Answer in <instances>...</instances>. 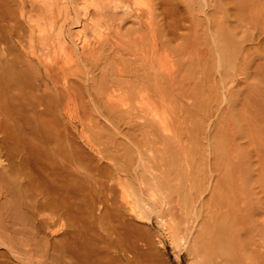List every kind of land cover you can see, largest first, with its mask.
I'll return each mask as SVG.
<instances>
[{
	"label": "bare ground",
	"instance_id": "obj_1",
	"mask_svg": "<svg viewBox=\"0 0 264 264\" xmlns=\"http://www.w3.org/2000/svg\"><path fill=\"white\" fill-rule=\"evenodd\" d=\"M127 1L129 2V0H79V2H78V0H31V2H32L31 4L34 8V9L32 8L33 10L32 9L31 10L34 11L33 12L34 14L31 13V14L26 16V18L28 17V24L30 26L29 49L31 50V52H29V53L33 55V54L38 53V50H40V55L37 58V64L43 66V68H44L43 72L40 71V74H36L37 71H35V70H37V69L34 68L36 66H33V64L31 63V61L28 57L29 53H27V55L23 59V62L25 63V65H22L24 63H22L21 60H19L21 62L20 64L22 65V67L17 66L18 59H19L18 56L20 55L19 54L16 57V53L18 52V50H17V48H18V46H17V39H18L17 35H19V33L23 31V29H21L22 31L19 30L21 28V27H19V22L21 20H19V17H18L19 16L18 12L20 13V11H18V10H20V9H18L17 3H19V6H21L20 3H22L23 4L22 7L24 9L25 0H19V2L17 0H0V264H156L157 263L154 259L155 254L153 253V252H155V250L152 249V247L154 248V246H152L154 242L152 241L153 243L150 244L149 242H151V241L147 240L148 241L147 242L145 240V239H148L150 236L148 238L144 239V237L148 236V233H144V234H146L144 236L141 235V234H143V233H141L142 232L141 230H143V232L144 231L146 232V227L143 226L145 230L142 229L143 227L141 225V221L145 218V216H148V219H149V215H148L149 213L145 211L147 209L146 207H148L149 204H152L153 208L154 207L158 208V206H159L157 203L158 202L157 201L158 196L162 197L164 195L166 199L167 198L170 199V197L172 195L171 192L170 193L166 192L167 190H168V192L170 191L169 188L166 187L167 190H164L166 193L163 191V188H165V187H163L164 185L162 183H164V182L168 183L167 181H164L166 179L162 180L163 182L161 183L160 181H161V179H163V177L161 176L162 178L159 180L160 177H158V175H152V174L150 177L146 178L147 176H145V172H144L145 170L143 172H139L138 168L140 166L138 165V166L134 167V166H132L133 164L132 165H126V166H124V168H120V169L118 168L117 165H115L117 167V169L115 168L116 170L114 172L111 171V170H114V165H113L112 166L113 169H109L108 170L109 172H107L108 174H106L103 170L107 171V168H109L110 166H108L106 169H103L106 166L104 164H103L104 166H102V165H100V163L97 164L98 161L95 162V164H97L95 166L93 163V161H95V158H93V156H91L90 153L84 151L85 149L84 150L82 149V146L80 144V139H79L78 125L70 124L73 122V120L71 122L66 121L67 123L70 122L69 123L70 125L69 124L65 125L64 123L62 124L61 121H59V119H58L59 117L56 118V116H55L57 113L54 115V113L58 112V109H60V111H62L61 114L63 115V117L66 114L69 115L70 113H72V115L74 114V116L76 115V117H79V118L81 116L85 117V114L87 113V109H86L87 107L84 104L85 101H83V97H82L83 95L79 94V91L81 90V88H78L77 87L78 85H75V83L77 82V81L75 82V79H76L77 75L80 74L79 73L80 72V65H82V63L81 64L79 63V57L81 55L83 57L86 56L85 53L91 54L92 60L98 61V60H100V57H101V55L99 56V54H97V53H99L97 51L99 46L96 48V50H94L91 43H89L90 41H88V37L85 33L84 34L80 33L81 34L80 37H79L80 34L78 35L79 41H80L78 45L71 46L70 41L72 39L69 41V43L67 42L68 41L67 40L68 34L65 31V24L67 22H70L73 19L72 18L73 14L76 17V20H74L75 22L72 23L73 25L74 24L75 25H80V24L83 25L82 17L83 16L87 17V19H88L87 20V22H88L87 27L94 30L95 36L96 35L98 36V38L100 40V45H101V42L104 40L103 34L107 30H109V31L106 34L111 35L112 27H114L113 22H114V19L116 17V15L111 16V15L107 14V11L109 9L118 8L120 4L121 5H124V3L127 4ZM132 1H133L134 6L137 5L138 7H140L139 10L137 9L138 7L136 8V10L138 11L137 13H139V14H137L135 16L136 20H137L135 24L139 27V29L138 28L136 29V33H135L134 37L133 36H132L133 38L130 37L128 41H125L122 39V37L120 35V30L117 29L116 34H117L118 41H116V43L118 44V47H119L118 50L119 51L122 50V52L125 51V53H126V51H127L129 54L131 53L130 55L133 56V58L130 61H132V60L133 61L130 62V64H132V65L134 64L135 66H134V68L131 66L128 67V65L126 64L127 62H124L127 59L125 57L121 56L122 58H124L126 60L123 59V61H122L121 57H120L119 63L116 64V62H115V65H116L115 68L117 71V76L120 77L121 79L115 77V79H112L111 82L110 81L106 82L105 80H108V79H106V77L105 78H104V76L100 77V78H102V81H100V82H102V84L100 83L99 87H98V85H97V87H98L99 91L103 90V92L98 93V95L102 96L104 98L103 101H104V104L106 107V108L104 107V111L107 109L106 110L107 113H105V114L112 116V117L116 116V118L117 117L122 118L119 120H122L123 123H124V121H125V123L127 121L126 124H128V120L135 122L134 118H136L138 116H141V117L143 116L144 119H146V115H148L153 109H157L158 107L160 108V106L170 109L172 111V116H173L172 121H171L172 126H173V134L171 137L165 138L162 141L164 143V148L168 147V149L170 148L169 150H171L172 147L174 149V146L177 147V145H178L180 147L182 135H183V132H185L184 128L182 131L181 122L177 116V114L183 115V112H182V114L179 113V112H181L179 110L183 111V109H182V107L180 108L177 106H176L177 107L176 108L174 106L175 105L174 103H176V101L179 99V97L176 98V96H177L175 94L176 87L180 86L179 84L182 83L183 81L185 82L186 81L185 79H187V76H186V74L182 75L184 73L181 74V70H183V68H182L183 66L179 69L180 72L179 71H177L176 73L173 72V74L171 72H170L171 74H168V73L164 74L159 70V67L161 64V59H162V52L161 51L164 50L161 47V44H160L161 42H159L160 41L159 40L160 39V37H159L160 36L159 31L160 30L159 29L161 26L159 27V25H157L158 21L156 20V18H154L155 15L153 16V18H151V17H146L145 16L146 14H144V12L146 13L147 10H150V9H148L150 6L149 5L150 2L148 3L146 0H132ZM163 1L165 2V0H163ZM218 1H220V0H218ZM221 1H223V0H221ZM232 1L233 0H227V2H229V4ZM235 1L237 2L238 5L239 4L241 5V7H240V5L237 6V4H236L237 8L240 7L241 9L244 8L245 10L249 9L251 11V12L249 11L250 13L248 12L249 14L247 13L248 16L244 15V14H243L244 15L243 16V15H241L243 13V12L241 13V11H244V9H242V10L240 9L241 11L240 10L238 11V9L235 6H233L234 8L237 9V10L236 9H234V10L238 11L237 14L240 16V18H242L241 16H243L244 17L243 19H246L245 17H247V19H248V17H249V19H252V20H247V19L246 20L248 21V23H251L250 21H254L251 24L253 26V28L255 27V24L258 23L259 29H260V30L258 29L259 36H261V37H262V35L264 36V3H263L264 0H262L263 2L261 1L262 3L259 0L258 1L257 0H235ZM235 1H233L231 4L234 5ZM254 1H257V3H259V4L257 5V4L253 3V5H252V2H254ZM224 2H225V0H224ZM224 2H223V4L221 2L219 4V6L217 3H215L216 4L215 6L216 7L218 6L217 7L218 10L214 8V12L215 11L218 12L219 9H221L220 11H223L222 5L225 4ZM167 3H168V1H167ZM210 3L211 2H209V4ZM209 4H208V7H209ZM212 4H213V2H212ZM226 4H228V3H226ZM242 5H243V7H242ZM136 10L134 11L135 14H136ZM170 11H171V9H170ZM35 12L37 14H35ZM148 12L151 13L150 11H148ZM92 13L98 14L99 18L98 19L91 18ZM24 15H25L24 13H21V17ZM151 15H152V13H151ZM167 15H169V14H167ZM173 15H174V13H173ZM118 16L119 15H117V17ZM75 17H74V19H75ZM209 17L215 18L213 15H211ZM217 17L215 18L216 20L214 19V21H217V19H219ZM169 18H170V16H169ZM206 18H204V21ZM220 21L217 22L218 23V25L216 24L217 26H220ZM236 21H239V20L236 19ZM175 23H176V20H175ZM193 23H195V22H193ZM207 23H208V21H207ZM211 23H212V21H211ZM214 24H212V25H214ZM169 25H170V23H169ZM248 25H247V27H248ZM170 26H172V24ZM169 28L170 27H168V29ZM214 28H213V32H214ZM250 28L253 29L252 27H250ZM68 29H70V28H68ZM193 29H191V30H193ZM126 30H128V29H126ZM24 31H23V36L26 35V32H27V31H25V32ZM134 31H135V29L133 30V32ZM169 31H171V30H169ZM221 31H222V29H221ZM223 31L225 32V30H223ZM133 32H131V33H133ZM216 32H220V31L218 30ZM256 32H257V29H256ZM228 33L229 32H227L226 34H228ZM249 33H252V32H249ZM226 34H225V36L227 37ZM229 34H228V37H230V39H231L232 37ZM255 34L253 35V36H255V38H252V36H249L250 41H248V43L249 42L253 43V41H255V39L257 40V37H259L258 32H257V37ZM70 36L72 37V34L69 35V37ZM218 36L219 35L216 34L217 38H222V36L221 37H218ZM262 38L264 39V37H262ZM20 40H21V38H20ZM233 40H234V38H233ZM221 41H222V39H221ZM230 41H232V39ZM230 41H228V42H230ZM228 42H226V43H228ZM234 42L235 41L230 42V44L234 43ZM218 43H220V45H221L222 42H218ZM236 43H237V41H236ZM260 44H258V45H260ZM262 44H264V43H262ZM228 45H229V43H228ZM239 45H241V44L239 43ZM103 47H105V46H103ZM236 47H237V44L235 46V49H236ZM78 48L81 50L80 55H78V52H80V51H78ZM254 48H256V47H254ZM263 48H264V46H263ZM231 49H233V48H231ZM257 49H259V48H257ZM219 50H220V48H219ZM221 50H222V48H221ZM236 51L238 52L239 50L236 49L235 52ZM222 52H223V56H225L224 53H227V52H224V50ZM246 52H248V50ZM262 52H264V49L262 50ZM262 52L260 51L261 54H262ZM205 53H206V51H205ZM239 53H240V51H239ZM244 53H243V55L245 57ZM237 54H236V56L239 55V54L238 55ZM233 55H235V53ZM243 55L241 57H243ZM262 55H264V53ZM199 56H200V54H199ZM227 56H228V54H227ZM236 56H234V57H236ZM260 56L261 55L258 56V59ZM88 57H90V56H88ZM91 57H90V59H91ZM210 57L211 56L209 53V58ZM249 57L247 56L246 58H249ZM206 58H208V57L206 56ZM224 58H226V61L228 62V64H226V65L231 66L232 62L228 61V60H230V59H228L229 56H228V58L226 56ZM243 58L241 59V61L243 60ZM203 59H202V62H203ZM235 59H237V57ZM258 59L255 58L254 62L259 61L261 59V57L259 60ZM86 60L88 61L87 58H86ZM86 60L82 59L83 62ZM113 60L115 61V59H113ZM252 60H247L248 61L247 64L249 63V61L251 63ZM261 60L264 61V59H261ZM241 61H240V63H241ZM204 62H206V60ZM212 62H213V60H212ZM208 63H209V61H208ZM240 63H238V66L241 65ZM257 63L260 64L259 62H256V65H254L255 67L258 66L257 68H259V67L261 69L264 68L263 62H262L263 65L261 64L262 67L260 65H258ZM20 64H19V66H21ZM204 64L202 63V68H203L202 70L203 71H204V68H206V66L203 67ZM247 64H245L244 68H243V69H246V71L245 70L243 71V69H241L242 66L239 67L243 73H245V72H246L245 74H247L248 72L250 74L254 73L255 75H257V77L253 76V78H255V79L257 78V80H259V77H262V76L264 77V75H262V76L260 75L258 77V71L259 70L257 71V68H256L255 72L252 71L255 68L254 66H253L254 68H252V70H251V68L249 69L253 73L250 72L247 67L245 68V66L249 65V64L248 65ZM205 65H208V64H205ZM251 65H253V64H251ZM251 65H250V67H251ZM177 66L179 67V65H177ZM231 67H229V68H231ZM229 68H227L228 71L232 70V71H230V73L231 72L234 73L233 69H229ZM233 68H234V66H233ZM186 69H187V67H186ZM185 70H184V72H185ZM260 71L261 72H259V74H261L262 71L264 73L263 69ZM111 72L113 73V71H111ZM187 72H188V70H187ZM256 72H257V74H256ZM224 73H226V72H224ZM232 73L230 75L235 76ZM82 74H81V78L83 79ZM188 74H189V72H188ZM222 74L223 73L220 74L221 79H222ZM226 74H228L226 76L227 78L229 76L228 79H232V77L229 75V72ZM245 74H243L244 78H241V80L243 79L244 82L240 81L239 83L243 82L241 84L246 83V85L248 84L247 86H250L251 83L249 84V81L245 82V80H244L246 77H249V75H246V77H245ZM243 75L241 74V76H243ZM184 76H186V78ZM224 76H225V74H224ZM237 76H239V75L237 74ZM226 77L225 78L223 77V78L227 79ZM33 78H35V79H33ZM78 78H80V76ZM92 78H94V77H92ZM188 78H189V76H188ZM251 78H252V76H251ZM95 79H96V77H95ZM117 79H119V80H117ZM255 79H254V81H255ZM247 80H251V79L248 78V79H246V81ZM32 81H33V83H35V85L32 83ZM81 81L83 82V80H81ZM84 81H87V79ZM188 81H189V79H187V82ZM227 81L228 80H224V82H223L224 86H225V84H227ZM79 82L80 81H78L77 83H79ZM108 83H111V85H108ZM217 83H219V81ZM254 84H256L255 87H257V88H258V85H260L259 89L261 91L263 90V88H264L263 84H260L259 82H258V84L257 83H254ZM81 85H82V83H81ZM246 85H244V86L246 87L245 89L248 90L247 92H250L249 89H252V90L254 89L253 88L254 86H252L253 84L251 85L250 88H247ZM42 86L43 87L45 86V91L43 89L44 92L40 91ZM84 86H85V84H84ZM217 86H220V85L216 84V87ZM139 87L141 89H140V91H137ZM260 87L261 88L263 87V88L261 89ZM78 89H80V90H78ZM186 89L189 90L188 87ZM234 89H236V88H234ZM252 90H251V92H252ZM257 90L258 89H256V91ZM260 90H259V92L257 91L259 94L253 90L252 93L253 94L257 93L259 95V97H256V95H255V97L253 96V98H254L253 99L251 96V98L253 99L254 102L251 101V103L249 104V102H250V100H249L248 104H244L245 108H244V106L243 107L241 106V103H243V101L241 103H239L240 108L242 107L241 110L244 108L242 111H244L248 107H251V108H248L249 111L252 110L254 112L256 110V108L258 107V104H257L258 101L256 103H255V101L260 100L259 101V104H260L262 101V98L264 99V90L262 91V93ZM177 91L179 92V90H177ZM230 92H232V91H230ZM184 93L187 94V92H184ZM227 93L229 94V92H227ZM113 94H114V96L118 97L120 99V101L126 103L128 108L122 109V108H119L118 106L117 107L113 106L112 100H111L113 98L112 97ZM228 94H226V98H227ZM248 94H250V93H247V95ZM260 94L263 97L260 96ZM230 95L233 97V93L232 94L230 93ZM230 95L228 96L229 98L231 97ZM245 96H243V98H245L244 101H245V103H247L248 100L246 101V99H249L250 96L248 95L247 98ZM232 97H231V99H233ZM103 98H101V99H103ZM82 101H83V103H82ZM134 101H138L139 103H141V105L143 106V109H145L143 111L139 110L140 114L136 113L138 111V110H136L137 108L135 109L136 112L133 109L132 103ZM252 103L253 104L255 103V105H253ZM183 105H185V104H183ZM249 105H251V106H249ZM261 105H263V106H261ZM261 105L260 106L264 108V103ZM59 106L62 107V109L57 108ZM134 107H135V105H134ZM213 107H215V106H213ZM259 107L257 108L259 111L257 110L254 112L256 119H255L254 115H253L254 119L250 117L251 119H253V121L252 120L250 121L251 123L245 122V121L248 122L250 120V118H248V117L251 116L250 115V114H252L251 112L245 110L247 112L246 114H245V112H243V114H242L241 111H239V113L241 112L242 115H244V114L247 115V117H245L247 120H245L243 118L244 119L243 124L246 123L249 126L248 128L247 127L245 128V126H247V125L243 126L244 129H242V130L246 129L244 131L246 137H244V135L242 134L243 135L242 139L247 138L248 144H250L251 146L253 144L254 148H256L255 146H257L258 149L261 151V152L259 150L256 151L257 153L259 152L258 156L256 154L258 160L256 157H253V159L254 158L256 159L257 162H255L254 164H256V165L258 164V166H256V165H253V166H256L255 169H257V167L259 169L258 178H257V176H255V178L257 179L259 184H261L263 187L261 189V191L262 190L264 191V112H263L264 110L262 111V109L261 108L259 109ZM55 108L57 109V111H55ZM186 108L187 107H185L184 110ZM188 108H189V106H188ZM254 108H255V110H254ZM223 110H224V108H223ZM223 112L221 111L222 114H223ZM184 114H185V112H184ZM188 114H189V111H188ZM190 114H191V112H190ZM206 114H207V112H206ZM206 114H204V115H206ZM208 115H209V113H208ZM219 116H221V115L219 114ZM63 117H61L63 119L62 122H65ZM191 117H192V115H191ZM257 117L259 118V120L257 119ZM116 118L114 117V120H116ZM222 118L223 117H221V120H222ZM123 119H125V120H123ZM146 120L147 121L145 123L142 122L140 124V127H142V129H145V127L146 128L147 127L148 128L158 127L156 124L157 122L152 123L151 121H148V118ZM226 121H228V120H226ZM231 121H232V119H231ZM119 122L120 121H118V124H119ZM218 122L219 121H217V123ZM197 123H195V124H197ZM204 123L206 124V122H204ZM184 124H185V122H184ZM130 126H132V125H130ZM227 126H228V124H227ZM230 126L231 125H229V127ZM185 127H186V125H185ZM232 127L234 128V122H233ZM116 128H117V126H116ZM233 128L231 129V127H230V130L234 131ZM249 128H250V130H249ZM139 130H140V128H139ZM186 130H187V128H186ZM146 131H147V129H146ZM246 131H247V133H246ZM189 133H190V131H189ZM223 136L225 138V135H223ZM248 136L250 139L248 138ZM146 137H147V135H146ZM156 137H158V136H156ZM189 137H191V136H189ZM231 137H233V135ZM159 138H162V137H159ZM201 138L203 139V137H201ZM247 139H246V141H247ZM249 140H251L252 142ZM162 141L160 139L159 143H161ZM246 141L244 142L245 144L243 146L246 145V143H247ZM225 142L227 143L226 140H225ZM232 142H233L232 144L234 145V141H232ZM185 145H188V144L186 143ZM200 145H202V144H200ZM191 146H193V145H191ZM251 146H249V147L246 146L245 149L243 147H241V149H240V146H239L238 147L239 150L238 149L237 150L238 151L241 150V152L245 150L246 151L245 155L248 156L247 151L248 152L251 151L250 150ZM233 147H235V146H233ZM182 148L185 149L183 146H182ZM195 148H196V146H195ZM248 148H249V150H248ZM254 148L252 150H254V152H255V150H257V149H254ZM231 149H232V145H231L229 150H231ZM163 150L164 149H162L161 151H163ZM229 150H228V152H229ZM233 150H235V149L233 148ZM233 150H231V151H233ZM154 151H156V153H161L160 149H156ZM186 152H189V151H186ZM233 153H235V151ZM179 154H178V156H179ZM193 154H191V155H193ZM230 154L232 155V157H231L232 160L234 159V162H233L234 165L232 167H235V168L239 167V171H241V173L245 172V170L247 168L244 166L245 168H244V170H242L243 169L242 165L244 163L241 164V166H240L239 164H240L241 160H239V158L242 159L243 162L244 161L246 162L249 160L243 159L242 155L239 157V155H240L239 153L232 154V152H231ZM175 155H176V152H175ZM222 155H223V153H222ZM222 155H221V157H222ZM224 155H225V153H224ZM226 155L228 156V158L226 156L227 160L229 159V161H230L231 155H229L228 153ZM246 156H244V157H246ZM160 157L161 156H159V158ZM163 157H164V155H163ZM165 157H167V156L165 155ZM185 157H186V159H188L187 156H185ZM154 158L155 157H152V159H154ZM182 158L184 159V157H182ZM249 159H250V157H249ZM84 162H85V164H83ZM142 162H144L143 158L140 159V163H142ZM190 162H192V161H190ZM218 162H220V161H218ZM226 163L227 162L225 161L226 166H224V167H227V166L229 167L231 162H229L228 165ZM247 163L248 162H246V164ZM192 164H194V163H192ZM159 165H158V167H159ZM196 165H195V167L198 168V166H196ZM217 165L220 166V164H217ZM146 166H147V164H146ZM212 166H214V164ZM192 167H193V165H192ZM192 167H191V169H192ZM215 167H212V168H214L213 170L216 169ZM224 167H223V169H224ZM240 167L242 168L241 170H240ZM81 168L85 172H83L81 170ZM142 168L144 169V167H142ZM212 168H211V170H212ZM219 168L221 169L222 166L218 167V169ZM230 168H231V166L229 167V169ZM237 168L235 170H237ZM220 169H219L220 172L217 170L219 173H221V171L223 170V169L222 170H220ZM234 169H232V170H234ZM163 170L165 172L164 168L162 169V172H163ZM232 170L230 169L231 173L234 172ZM171 171L169 174H171ZM239 171H237V172H239ZM150 172H151V170H150ZM190 172H191L192 176H193V174H197L196 172L193 173V171H191V170H190ZM218 172H217V174L219 176L220 174ZM223 172L225 173V171H223ZM228 172H229V170H228ZM230 172H229L230 176H229V174H227L228 176H226L224 173L223 174L221 173V175H223V176L225 175L226 177H231V179L233 181L231 179H228V178H226V180H230L231 185H232V183H233V185H235V187L232 186L233 189H235L237 186L235 184L236 180L238 179L240 181V179H241V181H242V178L240 177V175H243V174L239 173V174H237V175H239V177H237L236 174H235L236 175L235 176L234 174H231ZM163 173H161V169H160V174H163ZM235 173H236V171H235ZM156 174H158V173L156 172ZM217 174L215 173V175H217ZM122 175L127 176L128 178L130 177V179H132L135 182L139 181V183L141 185V186L139 185L140 188L138 187V189L135 190L134 185H132V184L130 185L128 182L123 181L121 179L120 176H122ZM188 175H190V174H188ZM231 175H233V177ZM248 175H249V173H248ZM83 176H85V177H83ZM114 176H117V177L114 178ZM171 176H173V175H171ZM174 176L176 178V175H174ZM192 176H191V178H193ZM196 176H195V178H196ZM248 177L250 178V176H248ZM171 178L169 176L168 179H171ZM198 178H199V176H198ZM216 178H217V176H216ZM218 178H220V177H218ZM222 178H220L221 181L223 183H224V181L226 182V180H224L225 178L223 179L224 181L222 180ZM255 178H254V181H256ZM114 179H116V181ZM188 179H190V178H188ZM220 179H217V180L215 178L213 179V180H216V182L213 181L211 184V186H212L213 183L215 182L214 183V189L212 186L213 190H211V192H210L212 194L209 198L208 203H207L208 200L206 199L207 196L205 198L207 201L205 200L206 205H204V206H208V207H206L207 210H204V211H206V214L204 216H202V218L200 220V223H199L200 230L198 232L196 231L195 232L196 234L194 233L195 237L194 238L192 237L193 240H191L189 238L191 240V242H189V245H190L189 248L187 247L188 253L190 252L188 255H191L190 257H192L193 264H220V263L223 264L222 261L227 256L226 254H228V252L234 251L235 253L233 252V254H236V252L240 254V252L236 251V250H238L240 248L239 244L241 242L243 246L241 244L240 245H241V248H244L243 251L244 250L246 251L248 249V252H250V253H248L246 251L247 254H250L249 255L250 256V262L248 260L249 264L250 263L251 264H264V227H262L264 225H261V228H258V226L254 227L253 226V224H255L254 220L249 221V219H248L249 217L252 218L255 215V214L253 215L252 213L254 211H256V209H258V208L254 209L255 206L250 207L247 202H246L247 206H245V204L244 205L242 204L243 206L247 207L246 208L247 211H245V213L247 214V212H249V214H251V215H247L248 216L247 219L244 218V221L245 220L249 221V223H250L249 226H246V229H243V228L241 229L240 226L242 224L239 225V223L236 222L238 220L236 218H238L240 215L239 213L241 211L243 212V209H242L241 211L238 210L239 213H236V210H237L236 208H238V207L241 208L238 205L239 201L236 203L237 200L234 199L235 201L233 203V206L235 203L237 205V206L235 205V207H236L235 208L236 210L234 209L235 212H233V210H231V211L229 210V209L234 208V207H228L231 205L226 206V208H229V209H227V211L229 210L228 213H225L226 211H222L223 208L224 209H226V208L221 207V206H223L221 204L223 197H221V196H224V195L220 196L221 192L219 193V191H221V188H223L224 186L223 187L219 186L222 183L220 181ZM252 179L253 178H251V180ZM83 180H84V182L86 181L85 185H87V187L83 186L84 185V183H82ZM198 180H200V179H198ZM175 181H176V179H175ZM193 181H195V180H191L190 181L191 184L189 185L190 187H191V185H193V187H191V190H193V188L195 186H197L196 182L194 185ZM150 182L152 183V188L148 187V190H147L145 187H143V186H145V184H146V186L149 185ZM174 182H172V183H174ZM219 182H221V183H219ZM166 183H165V185H166ZM170 183H171V181H170ZM185 183H184V185H185ZM228 183H229V181L226 182V184H228ZM243 183L244 182H242L241 185H243ZM179 184L180 183H178V185ZM237 184L240 185V183H237ZM201 185L202 184L200 183L198 185L197 189L195 187L193 193L190 192L191 197H194L196 199V198L200 197V195L201 196L203 195L202 193L205 192V190L204 191L202 190V192L200 191V188L202 187ZM223 185H225V184H223ZM189 186H187V187H189ZM199 186H201V187L199 188ZM221 186H222V184H221ZM249 187H250V185H249ZM175 188H174V190H176ZM180 188H182V185ZM226 188H228V187H226ZM237 189H239V188H237ZM240 189H241V187H240ZM242 189H241V191L240 190L239 191H240L241 195L245 197L244 199H246V194L248 195L251 192L248 189L244 188L243 191H242ZM217 190H218V192H217ZM246 190L249 191L250 193L249 192L246 193L247 192ZM147 191L149 192L148 193L149 196L145 197V195H146L145 193ZM222 191H223V189H222ZM232 191L233 192L236 191L235 193L239 192L236 189L232 190ZM183 192H184V190H183ZM229 192H230V194L232 193V195L234 194L231 191H229ZM242 192H243V194H242ZM165 194L168 195V197ZM224 194H226V193H224ZM260 194H261V192H260ZM260 194H258V195H260ZM235 195L236 194L233 195L234 196L233 198H236V197L239 198L240 197L239 195H238L239 197L238 196L235 197ZM219 196L221 197V201L219 199L220 198ZM248 196H250V195H248ZM227 197H226V199H227ZM253 197H255V196H253ZM161 199H163V198H161ZM239 199L241 200L242 197H240ZM198 200H199V198H198ZM249 200H252V199L249 198ZM205 201H204V203H205ZM223 201H225V200H223ZM227 201H229V200L227 199ZM246 201H247V199H246ZM189 202H191V199L189 200ZM160 204H163V203H160ZM200 204H202V203H200ZM223 204H224V202H223ZM251 204H253L252 201H251ZM182 205H184V203ZM187 205L189 206L190 204H187ZM160 206L162 207V205H160ZM149 207H151V206H149ZM183 207H185L186 210L188 209V211H189V208L186 207V204ZM155 208L153 210V211H155V213L160 210L158 208L159 210L156 211L157 209L155 210ZM251 208L253 209V211L251 210ZM169 210H170V208H169ZM172 210H173V208H172ZM190 210H192V209H190ZM250 210H251V213H250ZM151 211L149 209V212H151ZM164 211L167 212L166 209ZM198 211H199V209H198ZM159 212H158V214H160ZM169 212H167V213H169ZM155 213H154V216H157V214H155ZM163 213H164V215L166 214L165 212H163ZM163 213L161 214V216L163 215ZM150 214L153 215L152 213H150ZM233 214H235V215L238 214L237 216L234 215L236 217L235 219L233 218L234 221L236 220L235 223H234V221H232L233 222L232 225L233 224L239 225V226L236 225L235 228H234V226L232 227V225H230L231 224L230 219H232L231 216L234 217ZM187 215H188V213L185 216H187ZM196 215L200 216L199 212ZM158 216L160 217V215H158ZM243 217L241 215L239 217V218H241L240 220L243 221ZM145 219L148 220L147 218H145ZM183 219H185V218H183ZM195 220L198 221L197 219H195ZM251 222H252V226H251ZM179 224H178V226H179ZM244 224L245 223H243V225ZM246 224H248V223H246ZM257 224H258V222H257ZM261 224H262V222H261ZM178 226H174V224H173L172 228H170L173 231V236H170V237H172L171 243H173V244H174V242L177 243V241H178L177 237H179V234L181 231L180 228H182V227H178ZM236 227H238V228H236ZM240 230H241V232L239 235V232L237 234L236 231H240ZM181 232H184V230ZM170 233H171V231H170ZM242 234H244L245 236ZM239 236H241L243 239ZM238 237L241 238V239H239V241L240 240H242V241L239 242L237 239ZM189 239H188V241H189ZM237 242H239V243L237 244ZM237 246H239V248ZM152 250H153V252H152ZM156 250H158V249H156ZM241 253L244 254L245 252L243 253L241 251ZM246 253L244 254V256L246 255ZM230 254H232V253L228 254V257L231 258L230 261L232 259H236L239 256V255L233 256V254H232V256L234 257V258H232V256ZM153 256H154V258H153ZM244 256L241 255L239 257L243 258ZM228 257H226V258L228 259ZM226 258H225V260H227ZM238 258H237V261H238ZM246 258H247V256H246ZM252 258H253V260H256V262H254L252 260ZM156 259H157V257H156ZM159 260H161V259H159ZM227 261L229 262L228 264H230L229 259ZM223 262L225 263L226 261H223ZM232 262L235 263L233 260H232ZM252 262H254V263H252ZM237 263H239V262H237ZM248 263L246 262V264H248Z\"/></svg>",
	"mask_w": 264,
	"mask_h": 264
},
{
	"label": "rangeland",
	"instance_id": "obj_2",
	"mask_svg": "<svg viewBox=\"0 0 264 264\" xmlns=\"http://www.w3.org/2000/svg\"><path fill=\"white\" fill-rule=\"evenodd\" d=\"M18 2H19V0H17ZM132 1V0H131ZM130 0H129V2L127 1V4H125L124 3V5H119V7L118 8H114V9H109L108 11H107V14H109V15H116V17H117V15H119L117 18L115 17V19H114V27H112V32H111V35H107L106 33H108V31L109 30H107L103 35H104V40L101 42V45H100V40H99V38H98V36L96 35L95 36V32H94V30L93 29H90L89 27H87V17H82V21H83V25H73L72 23H74L75 21L74 20H76V17H75V15L73 14L72 16V20L70 21V22H67L66 24H65V31H66V33L68 34V36H67V42L69 43V41H70V45L71 46H75V45H78L79 44V37L81 36V34H86L87 35V37H88V41H90L89 43H91V45L93 46V49L94 50H96V48L99 46V50L97 49V51L99 52V53H97V54H99V56L101 55V57H100V60H98V61H96V60H92V57H91V54H88V53H85V55L87 56H90L91 57V59H90V57H86V56H80L79 57V63L81 64L82 63V65H80V74L79 75H77V77H76V79H75V82L77 81H80L79 83H75V85H78L77 87L78 88H81V90L80 89H78V90H80L79 91V94L80 95H83L82 97H83V101H85L84 102V104H85V106L87 107H85L86 109H87V115L85 114V117H76V115L74 116V114L72 115V113H68L69 115H65L64 117H63V115L61 114L62 113V111H60V109H58V112H55L54 113V115L56 116V118H58L59 119V121H61V123L63 124H65V125H67V124H69L72 120H73V122L72 123H70V124H73V125H78V130H79V139H80V144H81V146H82V149L84 150V151H86V152H88V153H90V155L91 156H93V158H95V161H93V163H94V165L96 166L97 164H99L100 163V165H102V166H106L105 168H103V169H106L108 166H110L109 168H107V171L106 170H103L106 174H108L107 172H109L108 170L109 169H113V165H114V170H111V171H115L116 169H117V167L115 166V165H117L118 166V168L120 169V168H124V166H126V165H132V166H134V167H136V166H140L138 169H139V172H143L144 170V172H145V176H147L146 178H148V177H150L151 176V174L152 175H158V177H160L159 178V180L163 177V179H161V183L163 182L162 180H164V179H166V180H164V181H167L168 183H166V182H164V183H162L163 185V187H165V188H163V191L164 190H167V188L166 187H168L169 188V192H168V190L166 191L167 193H170L171 192V197H170V199L169 198H165V196L163 195L162 197H160V196H158V199H157V203H158V208L162 211L163 209L165 210H167V212H169V213H167L166 211H160L158 208H155V210L156 211H158L160 214H158V212H156L155 213V211H153L154 210V208H153V206H152V204H149L148 205V207H146L145 209V211L146 212H148L147 214L149 215V219H148V216H145V218H147L148 220H146L145 218L141 221V225H142V227L144 226V227H146V232L144 231L143 232V230H141L142 232L141 233H143V234H141L142 236H144V235H146V234H144V233H148V236L147 237H144V239L145 238H148L149 236L151 237H149L148 239H145L146 241L148 240V241H151V242H149L150 244L151 243H153V245L152 246H154V248L152 247V249H154L155 250V252H153V250H152V252L155 254V258H154V256H153V258L155 259V261L158 263V264H193V262H192V257H190L191 255H188L189 253H188V248H189V242H191V240H193V238L195 237L194 236V233L197 231H199L200 230V227H199V223H200V220H201V218H202V216H204L205 214H206V211H204V210H207V208L206 207H208V206H204V205H206V201H207V203L209 202V198H210V196H211V194L212 193H210L211 192V190H213L214 189V183L216 182V180L217 179H220V178H222V180L224 179V180H226V178H228V179H231V177H226V176H228L227 174H229V172H230V169L232 170V169H234L235 167H232L234 164H233V162H234V159L232 160V155L230 154L231 152H232V154H236V153H239L240 155H239V157L242 155L243 157V159H245V160H249V161H246V162H248L247 164H246V162L244 161H242V159H240L239 158V160H241V162H240V166H241V164H243L242 166H243V169L240 167V170L242 169V170H244V168L246 167L247 169L245 170V172H243V173H241V171H239V167L237 168V170H232V171H234L233 173H231V174H239V173H241V174H243V175H240V177L242 178V181H241V179H240V181L238 180H236V190L237 191H241V189L244 187L245 189H248L249 191H245L246 193H250V194H248V195H250V196H248L247 194H246V199H247V201H246V199H244L245 197L244 196H242L241 195V193H240V191L238 192V193H235L236 191H232V190H235V189H233V187H235V185H233V183H232V185H231V181L230 180H226V182L227 181H229V185L228 184H226V182L224 181V183L221 181V179H220V181L222 182H219V183H221L222 184V186H221V184L219 185L220 187H223V188H221V191H219V193H220V196L221 195H224V196H221V197H223V199H222V202H221V204L223 205V206H221V207H225L226 208V206H228V205H231V206H228V207H234V208H232V209H229V208H226V209H222V211H226L225 213H228V211L230 210H233V212H235V210H236V213H239L238 212V210H242L243 209V212L241 213H239L240 215H239V217L242 215V217H243V221L242 220H240L241 218H236L235 216H237V215H235V214H233V216L234 217H232L231 216V218L232 219H230V225H232V221H234V219L236 218V219H238L236 222L237 223H239V225L240 224H242L243 225V223H245L242 227L240 226V228L242 229H246V226H249V221L250 220H254V223L255 224H253V226L254 227H257L258 226V228H261V225H264V191L262 192L261 191V189L263 188L262 187V185L261 184H259V182L257 181V179L255 178V176H257V178H258V173H259V169H258V167H257V169H255L256 168V166H258V164L256 165V164H254L255 162H257L256 161V159L254 158L253 159V157H256L257 158V156H258V153L256 152V151H258L259 149H258V147L257 146H255L256 148H254V145L252 144V146L250 145V144H248V139L247 138H245V139H242L243 138V135H244V137H246V135H245V133H244V131L246 130H242V129H244V125H247V126H245V128L247 127H249L248 126V124H246V123H249L251 120L253 121V115L255 114L254 112L255 111H257L258 109V107L261 105V104H263L264 102V99L262 98L263 96L260 94V96H262L261 98H262V101H261V103L259 104V101L260 100H256L255 101V103L258 101V107L256 108V110H255V108H254V112L252 111V110H248V108H251V107H248V108H246L245 110L246 111H249V112H251L252 114H250L251 116H249L248 118H253V119H251L250 118V120L247 122V121H245L246 123H244L243 124V122H244V119L245 120H247L245 117H247V115H245L247 112L244 110V111H242L244 108H245V105L244 104H248V102H249V100H250V102H249V104L251 103V101L252 102H254L253 101V96L255 97V95H256V97H259V86L260 85H258V88L257 87H255V85L256 84H254V83H257L258 84V82L260 83V84H263V86H264V77L262 76V75H264V73H263V71H262V73L261 74H259V72H261L260 70H264V68H257L258 66H254V65H256V62H259L260 64H258V65H260L261 66V64L263 65V63H264V61L263 60H261V59H264L263 57H264V55H262L264 52H262V50L264 49L263 48V46H264V44H262V43H264V39L262 38V37H264L263 35H262V37L261 36H259V31H258V29H259V25H258V23L257 24H255V27L253 28V26L251 25L252 24V22H254V21H250L251 23H248V21L247 20H252V19H249V17H248V19H247V17H245L246 19H243L244 17V15H247L248 16V14L251 12L248 8V10H245L244 8H242V9H244V11H241L242 9L240 8L241 7V5H240V7H238L237 8V6H239L238 4H237V2L235 1V0H233V1H235L234 2V5L233 4H229V2H227V0H225V2H224V0L223 1H218V0H167L168 1V3H167V1L165 0V2L163 1V0H146L148 3L150 2V6L152 7H150L149 5V8L148 9H150V10H147V12L148 11H150L151 13H152V15H151V13H145L144 12V14H146L145 16L146 17H151V18H153V16L155 15V17L154 18H156V20L158 21H156L158 24L157 25H159V27H160V31H159V37H160V41L159 42H161L160 44H161V47L164 49V50H162L161 52H162V59H161V64H160V67H159V70L162 72V73H164V74H173V72L174 73H176L177 71H179V69L182 67L183 68V70H181V74L182 73H184V74H182V75H185L186 74V76H187V79H189V83L187 82V79H185L186 81V83L184 82H182V83H180L179 85L180 86H177L176 87V91H175V94L177 95H175L176 96V98L177 97H179V99L176 101V103H174L175 105V107L177 106V107H182V109H183V111L182 110H179V111H181V112H179V113H181L182 114V112H183V115H180V114H177V116H178V118L180 119V122H181V129H182V131H183V128L185 129L184 131L186 132H183V135H182V139H181V142H180V147L177 145V147L176 146H174V149H173V147L171 148V150H169L168 149V147H165L164 148V143H163V139H165V138H169V137H171L172 136V134H173V126H172V118H173V116H172V111L170 110V109H168V108H165V107H162V106H160V108L158 107L157 109H153L148 115H146V119L148 118V121H151L152 123H156L157 124V126L158 127H151V128H146L145 127V129H142V127H140V124L142 123V122H146L147 120L146 119H144V117L142 118L141 116H138V117H136V118H134L135 119V122L134 121H129L128 120V124H126L127 123V121H126V123H125V121H124V123H123V121L122 120H119V119H122V118H119V117H117L116 118V116H114L115 118H116V120H114V117H112V116H109V115H107V114H105V113H107L106 112V110L104 111V107H105V104H104V98L102 97V96H99L98 95V93H100V92H103V90L102 91H99L98 90V87H99V84L101 83L102 84V82H100V81H102V78H100V77H103L104 76V78L106 77V79H108V80H105L104 78V80L107 82H111L112 81V79H115V77L116 78H119V79H121L120 77H118L117 76V71H116V65H115V62H116V64L117 63H119V60H120V57L122 56V57H125L126 59H124V58H122L121 57V60L123 61V59L124 60H126V61H124V62H127L126 64L128 65V67L129 66H131V67H133L134 68V64L132 65V64H130V62H132V61H130L132 58H133V56H131L127 51H126V53H125V51H123L122 52V50L121 51H119L118 50V44L116 43V41H118V39H117V34H116V30L117 29H119L120 30V35H121V37H122V39L123 40H125V41H128L129 40V38L130 37H134V35H135V33H136V29L138 28L139 29V27L135 24L136 23V15L137 14H139V13H137L138 11L136 10V8L138 7L137 5L136 6H134L133 5V1L131 2ZM219 3H218V2ZM258 1V0H257ZM257 1H254V2H252V5H253V3L254 4H259V3H257ZM260 2L262 1V0H259ZM78 2H79V0H78ZM131 2V3H130ZM204 2V3H203ZM208 2V3H207ZM209 2H211L210 4H209ZM212 2H213V4H212ZM222 2V4H223V2L225 3L224 5H222L223 6V11H220L221 9H219V11L217 12V11H215L214 12V8L215 9H217V7L219 6V4ZM263 2V1H262ZM261 2V3H262ZM32 2H31V0H25V6H24V9H23V4L22 3H20L21 4V6H19V3H17V7H18V9H20V10H18V11H20V13L18 12V17H19V20H21L20 22H19V27H21L19 30H21V29H23V31L25 30V31H27L26 32V35H24L23 36V31L22 32H20L19 33V35H17V37H18V39H17V46H18V48H17V50H18V52L16 53V57H17V55H19L18 56V63H17V66L18 67H22V65H25V63L23 62V59L25 58V56L27 55V53H29V52H31V50L29 49V40H30V26H29V24H28V17L26 18V16L27 15H29V14H31V13H33L34 11H32L34 8H33V6H32V4H31ZM167 3V4H166ZM215 3H217L218 4V6L216 7L215 5ZM226 3H228V4H226ZM264 3V2H263ZM156 4V5H155ZM208 4H209V7H208ZM236 4H237V6H236ZM227 7H226V6ZM230 5V6H229ZM121 6V7H120ZM206 6V7H205ZM215 6V7H214ZM233 6H235L237 9H238V11L240 10L241 11V15H243V16H241L242 18H240V16L237 14L238 13V11H236L237 9L236 8H234ZM21 7V8H20ZM242 7H243V5H242ZM33 8V9H32ZM154 8V9H153ZM177 8V9H176ZM231 8V9H230ZM32 9V10H31ZM138 10L140 9V7H138L137 8ZM153 9V10H152ZM170 9H171V11H170ZM229 9V10H228ZM234 9H236V10H234ZM136 10V14H135V11ZM218 10V9H217ZM168 11V12H167ZM174 11V12H173ZM176 11V12H175ZM250 11V12H249ZM37 12V11H36ZM35 12V14H37ZM235 12V13H234ZM249 12V13H248ZM21 13H24L25 15L24 16H22L21 17ZM171 13V14H170ZM173 13H174V15H173ZM213 13V14H212ZM218 13V14H217ZM220 13V14H219ZM226 13V14H225ZM228 13V14H227ZM240 13V12H239ZM248 13V14H247ZM34 14V13H33ZM167 14H169V15H167ZM181 14V15H180ZM209 14V15H208ZM217 14V15H216ZM211 15H213L215 18L217 17V18H219V19H217V21H214V19L215 18H213V17H209V16H211ZM225 15V16H224ZM169 16H170V18H169ZM175 16V17H174ZM233 16V17H232ZM74 17H75V19H74ZM160 17V18H159ZM174 17V18H173ZM207 17V18H206ZM91 18H93V19H98L99 18V16H98V14H93L92 13V15H91ZM170 20H169V19ZM194 18V19H193ZM204 18H206L205 19V21H204ZM226 20H225V19ZM235 18V19H234ZM240 18V19H239ZM118 19V20H117ZM127 19V20H126ZM178 19V20H177ZM236 19H238L239 21H236ZM175 20H176V23H175ZM216 20V19H215ZM221 20V21H220ZM245 20V21H244ZM207 21H208V23H207ZM211 21H212V23H211ZM220 21V26H217L218 25V23L217 22H219ZM193 22H195V23H193ZM236 22V23H235ZM238 22V23H237ZM246 22V23H245ZM168 23V24H167ZM169 23H170V25L172 24V26H170L169 25ZM180 23V24H179ZM215 23V24H214ZM77 24V23H76ZM194 24V25H193ZM196 24V25H195ZM212 24H214V25H212ZM217 24V25H216ZM226 24V25H225ZM231 24V25H230ZM233 24V25H232ZM249 24V25H248ZM253 24V25H254ZM122 25V26H121ZM210 27H209V26ZM247 25H248V27H247ZM251 25V26H250ZM178 26V27H177ZM216 28H214V27ZM222 26V27H221ZM235 28H234V27ZM119 27V28H118ZM126 27V28H125ZM168 27H170L169 29H168ZM172 27V28H171ZM176 27V28H175ZM237 27V28H236ZM239 27V28H238ZM250 27H252L253 29H251ZM68 28H70V29H68ZM167 28V29H166ZM194 28V29H193ZM211 28V29H210ZM213 28H214V32L217 34V35H219L218 37H221L222 36V38H217L216 37V34L213 32ZM126 29H128V30H126ZM135 29V31L133 32V30ZM191 29H193V30H191ZM221 29H222V31H221ZM256 29H257V32H258V36L259 37H257V32H256ZM18 30V31H19ZM169 30H171V31H169ZM173 30V31H172ZM180 30V31H179ZM220 31V32H216V31ZM223 30H225V32L223 31ZM253 30V31H252ZM260 30V29H259ZM24 31V32H25ZM138 31V30H137ZM164 31V32H163ZM169 31V32H168ZM177 31V32H176ZM193 31V32H192ZM255 31V32H254ZM131 32H133V33H131ZM227 32H229L228 34L232 37L231 39H232V41H230L231 39H230V37H228V34H226ZM249 32H252V33H249ZM81 33V34H80ZM162 33V34H161ZM173 33V34H172ZM176 35H175V34ZM192 33V34H191ZM222 33V34H221ZM249 33V34H248ZM256 33V34H255ZM72 34V37L70 36L69 37V35H71ZM80 34V35H79ZM106 34V35H105ZM133 34V35H132ZM215 34V35H214ZM221 34V35H220ZM225 34L227 35V37L225 36ZM256 35V37H257V40L255 39V41H253V43L252 42H249L248 43V41H250V37L249 36H252V38H255V36H253V35ZM21 35V36H20ZM78 35H79V37H78ZM85 35V36H86ZM195 35V36H194ZM74 37V38H73ZM78 37V38H77ZM86 37V38H87ZM132 37V38H133ZM162 37V38H161ZM167 37V38H166ZM20 38H21V40H20ZM25 38V39H24ZM106 38V39H105ZM131 38V39H132ZM233 38H234V40H233ZM248 38V39H247ZM261 38V39H260ZM108 39V40H107ZM219 41H218V40ZM221 39H222V41H221ZM228 39V40H227ZM230 39V40H229ZM241 40V41H240ZM260 40V41H259ZM222 42L221 43V45H220V43H218V42ZM228 41H230V42H233V41H235L234 43H231L230 44V42H228ZM236 41H237V43H236ZM78 42V43H77ZM226 42H228L229 43V45H228V43H226ZM262 42V43H261ZM75 43V44H74ZM116 43V44H115ZM194 43V44H193ZM224 43V44H223ZM239 43L241 44V45H239ZM260 44V45H258V44ZM164 44V45H163ZM217 46H216V45ZM236 44H237V47H236V49L237 50H239L240 51V53H239V51L237 52H235V46H236ZM23 45V46H22ZM117 45V46H116ZM253 45V46H252ZM103 46H105V47H103ZM112 48H111V47ZM164 46V47H163ZM221 46V47H220ZM239 46V47H238ZM263 48H261V47ZM24 47V48H23ZM194 47V48H193ZM249 47V48H248ZM252 47V48H251ZM254 47H256V48H254ZM27 48V49H26ZM217 48V49H216ZM219 48H220V50H221V48H222V50L220 51L219 50ZM226 48V49H225ZM231 48H233V49H231ZM246 48V49H245ZM257 48H259V49H257ZM107 49V50H106ZM168 49V50H167ZM216 49V50H215ZM254 49V50H253ZM261 49V50H260ZM105 50V51H104ZM224 50V52H227V53H224V55L228 58V56H229V58L228 59H230V60H228L229 62H232V65L234 66V68H233V66L231 67V66H229V65H226V64H228V62L226 61V58H224L225 56H223V51ZM248 50V52H246V51ZM258 50V51H257ZM78 51H80V52H78V55H80V53H81V50L78 48ZM96 51V52H97ZM205 51H206V53H205ZM260 51L262 52V54L260 53ZM168 52V53H167ZM202 54H201V53ZM204 52V53H203ZM218 52V53H217ZM245 52V53H244ZM255 52V53H254ZM209 53H210V56L212 57H210L209 58ZM235 53V55H233ZM239 55H238V54ZM243 53L245 54V57H244V55H243ZM249 53V54H248ZM126 54V55H125ZM129 54V55H128ZM199 54H200V56H199ZM219 54V55H218ZM227 54H228V56H227ZM236 54L238 55V56H236ZM248 54V55H247ZM253 54V55H252ZM39 55H40V50H38V53H36V54H30L29 53V55H28V57H29V59H30V61H31V63L33 64V66H36V67H34V68H36L37 70H35V71H37L36 72V74H40V71H44V68H43V66H41V65H38L37 64V58L39 57ZM243 55V57L246 59H244L243 57H241ZM250 58H246L247 56ZM259 55H261L260 57H261V59H260V57H259V59H258V56ZM22 56V57H21ZM98 56V55H97ZM131 56V57H130ZM204 56V57H203ZM206 56L208 57V58H206ZM234 56H236L237 57V59H235L236 57H234ZM252 56V57H251ZM83 57V58H82ZM222 57V58H221ZM84 59V60H86V58L88 59V61L86 60V61H82V59ZM112 58V59H111ZM129 58V59H128ZM204 58V59H203ZM232 58V59H231ZM243 58V60L241 61V59ZM258 59L259 61H255L254 62V59ZM94 59V58H93ZM113 59H115V61L113 60ZM202 59H203V62H202ZM208 59V60H207ZM213 60V62H212V60ZM218 59V60H217ZM223 59V60H222ZM253 59V60H252ZM19 60H21V62L22 63H24V64H20L21 62L19 61ZM107 60V61H106ZM206 60V62H204ZM247 60H252V62L250 63V61H249V65L247 64ZM106 61V62H105ZM208 61H209V63H208ZM221 61V62H220ZM240 61H241V63H240ZM245 61V62H244ZM90 62V63H89ZM224 62V63H223ZM254 62V63H253ZM263 62V63H262ZM202 63L204 64H208V65H203V67H205L206 66V68H204V71L202 70L203 68H202ZM224 65H223V64ZM238 63H240L241 65H239L238 66ZM243 63V64H242ZM19 64L21 65V66H19ZM222 64V65H221ZM230 64V63H229ZM245 64H247L248 66H245V68L247 67L248 68V70L251 68V70H252V68H254V70H252L253 72H255L256 71V68H257V71H258V77L261 75L262 77H259V80H257V78L255 79V78H253V76L254 77H257V75H255L252 71H250V72H252L253 74H250L249 72L247 73V74H245V73H243L242 71H241V69H243L244 68V65ZM251 64H253V65H251ZM108 65V66H107ZM177 65H179V67L177 66ZM221 67H220V66ZM226 65V66H225ZM237 65V66H236ZM250 65H251V67H250ZM32 66V67H33ZM185 66V67H184ZM208 66V67H207ZM242 66V68L240 69L239 67H241ZM254 66V67H253ZM264 66V65H263ZM186 67H187V69H186ZM229 67H231V68H229ZM262 67V66H261ZM106 68V69H105ZM113 68V69H112ZM227 68H229V69H233V72L234 73H232L233 75H235V76H231L230 74V71H232V70H229L228 71V69ZM236 68V69H235ZM19 69V68H18ZM105 69V70H104ZM186 69V70H185ZM222 69V70H221ZM225 69V70H224ZM184 70H185V72H184ZM187 70H188V72H189V74H188V72H187ZM239 70V71H238ZM246 71V69H243V71ZM247 70V71H248ZM111 71H113V73L111 72ZM115 71V72H114ZM183 71V72H182ZM207 71V72H206ZM229 72V75L232 77V79H228L229 78V76H228V78L226 77L228 74H226V73H228ZM241 71V72H240ZM39 72V73H38ZM171 72V73H170ZM180 72V71H179ZM224 72H226V73H224ZM83 73V74H82ZM105 73V74H104ZM112 73V74H111ZM204 73V74H203ZM221 73H223L222 74V79H221ZM81 74H82V77H83V79L81 78ZM224 74H225V76H224ZM237 74L239 75V76H237ZM241 74L243 75V74H245V77H246V75H249V77H246L244 80H245V82H248L249 81V84H250V86H247L246 85V83H244V84H241V83H243L244 81H243V79L241 80V78H244V75L243 76H241ZM256 74H257V72H256ZM85 77H84V76ZM95 75V76H94ZM220 75V76H219ZM252 76V78H251V76ZM37 76V75H36ZM80 76V78H78ZM186 76H184L185 78H186ZM188 76H189V78H188ZM92 77H94V78H92ZM95 77H96V79H95ZM114 77V78H113ZM226 77L227 79H224V78ZM79 80H78V79ZM110 78V79H109ZM251 79V80H247L246 81V79ZM262 78V79H261ZM33 79H35V78H33ZM32 79V80H33ZM83 80V82L81 81V80ZM87 79V81H84V80H86ZM90 79V80H89ZM93 79V80H92ZM119 79H117V80H119ZM228 80L227 81V84H225V86H224V84H223V82H224V80ZM254 79H255V81H254ZM223 80V81H222ZM258 82H257V81ZM94 81V82H93ZM219 81V83H217ZM240 81H243V82H241V83H239ZM35 82V81H34ZM87 82V83H86ZM191 82V83H190ZM226 82V81H225ZM32 83H33V81H32ZM81 83H82V85H81ZM85 84V86H84V84ZM188 83V84H187ZM238 83V84H237ZM34 85H35V83H33ZM80 84V85H79ZM182 84V85H181ZM185 84V85H184ZM216 84L218 85H220V86H217L216 87ZM253 84V85H252ZM97 85H98V87H97ZM108 85H111V83H108ZM244 85H246L247 86V88H250L251 87V85L252 86H254L253 88V90L255 91V92H257L256 94L254 93H252L253 92V90L252 89H249L250 90V92H247L248 90L247 89H245L246 87L244 86ZM185 86V87H184ZM262 86V85H261ZM83 87V88H82ZM189 88V90L188 89H186V88ZM216 87V88H215ZM220 87V88H219ZM226 87V88H225ZM234 88H236V89H234ZM258 89L257 91H256V89ZM261 88V87H260ZM263 88V87H262ZM261 88V89H262ZM43 89H44V91H45V86L43 87H41V89H40V91H43ZM140 87L138 88V90L137 91H140ZM245 91H244V90ZM177 90H179V92L177 91ZM186 90V91H185ZM251 90H252V92H251ZM263 90H264V88H263ZM262 90V91H263ZM43 91V92H44ZM105 91V90H104ZM112 91V90H111ZM110 91V92H111ZM229 92V94L227 93V92ZM230 91H232V92H230ZM244 91V92H243ZM261 91V90H260ZM262 91H261V93H262ZM51 92V91H50ZM184 92H187V94L186 93H184ZM244 94H243V93ZM181 93V94H180ZM184 95H183V94ZM230 93L232 94L233 93V97L230 95ZM247 93H250V94H248L249 96H250V98L249 99H246V101H247V103H245V101H244V99L245 98H243V96H245L246 98L248 97V95H247ZM252 93V94H251ZM215 94V95H214ZM217 94V95H216ZM226 94H228L227 95V98H226ZM186 95V96H185ZM231 96L233 99H231V97L229 98L228 96ZM184 96V97H183ZM239 96V97H238ZM251 96H252V98H251ZM81 97V96H80ZM81 97V98H82ZM99 97V98H98ZM103 98V99H101V98ZM112 105L113 106H118L119 108H122V109H127L128 108V106H127V104L126 103H124V102H122V101H120V99L118 98V97H116V96H114V94L112 95ZM221 97V98H220ZM224 97V98H223ZM220 100H219V99ZM226 98V99H225ZM256 99V98H255ZM259 99V98H258ZM83 101H82V103H83ZM100 101V102H99ZM103 101V102H102ZM243 101V103H241ZM263 102V103H262ZM237 103V104H236ZM239 103H241V106L243 107L244 106V108L241 110V108H240V104ZM255 103L253 104V105H255ZM83 104V105H84ZM133 105V109H134V111L136 112V110H138L136 113H138V114H140L139 112L142 110H145V109H143V106L141 105V103H139L138 101H134L133 103H132ZM183 104H185V105H183ZM243 104V105H242ZM251 104V105H252ZM134 105H135V107H134ZM239 105V106H238ZM251 105H249V106H251ZM188 106H189V108H188ZM213 106H215V107H213ZM257 106V105H256ZM255 106V107H256ZM261 106H263V105H261ZM259 107V109L261 108L262 109V111L264 110V108L263 107ZM176 107V108H177ZM185 107H187L186 109L189 111V114H188V111L185 109L184 110V108ZM254 107V106H253ZM57 108H61L62 109V107H57ZM106 108V107H105ZM137 108V109H136ZM146 108V107H145ZM223 108H224V110H223ZM136 109V110H135ZM222 109V110H221ZM230 109V110H229ZM239 109V110H238ZM140 110V111H139ZM212 110V111H211ZM55 111H57V109L55 108ZM60 111V112H59ZM215 111V112H214ZM220 111V112H219ZM221 111L223 112V114L221 113ZM239 111H241L242 112V114H243V112H245V116L244 115H242L241 114V112L239 113ZM259 111V110H258ZM54 112V111H53ZM184 112H185V114H184ZM190 112H191V114H190ZM206 112H207V114H206ZM248 112V113H249ZM264 112V111H263ZM262 112V113H263ZM178 113V112H177ZM208 113H209V115H208ZM228 113V114H227ZM64 114V113H63ZM171 114V115H170ZM204 114H206V115H204ZM219 114L221 115V116H219ZM227 114V115H226ZM107 115V116H106ZM143 115V114H142ZM191 115H192V117H191ZM225 115V116H224ZM84 116V115H83ZM255 116V115H254ZM61 117H63L64 118V120H65V122L66 121H70L69 123H65V122H62L63 121V119L61 118ZM109 117V118H108ZM112 117V118H111ZM187 117V118H186ZM221 117H223L222 118V120H221ZM225 117V118H224ZM231 117V118H230ZM182 118V119H181ZM244 118V119H243ZM62 119V120H61ZM186 119V120H185ZM188 119V120H187ZM228 120V121H226V120ZM231 119H232V121H231ZM255 119H256V116H255ZM257 119L259 120V118L257 117ZM120 121L119 122V124H118V121ZM123 120H125V119H123ZM185 122V124H184V122ZM241 120V121H240ZM217 121H219L218 123H217ZM222 121V122H221ZM226 121V122H225ZM230 121V122H229ZM77 122V123H76ZM134 122V123H133ZM198 122V123H197ZM204 122H206V124L204 123ZM233 122H234V128L232 127L233 126ZM132 123V124H131ZM150 123V122H149ZM195 123H197V124H195ZM230 123V124H229ZM232 123V124H231ZM251 123V122H250ZM253 123V122H252ZM69 124V125H70ZM137 124V125H136ZM227 124H228V126H227ZM254 124V123H253ZM130 125H132V126H130ZM139 125V126H138ZM143 125V124H142ZM141 125V126H142ZM185 125H186V127H185ZM196 125V126H195ZM209 125V126H208ZM222 125V126H221ZM229 125H231L230 127H231V129L233 128L234 129V131H232V130H230V127H229ZM250 125V124H249ZM116 126H117V128H116ZM200 126V127H199ZM217 126V127H216ZM130 127V128H129ZM132 127V128H131ZM135 127V128H134ZM199 127V128H198ZM216 127V128H215ZM129 128V129H128ZM139 128H140V130H139ZM186 128H187V130H186ZM146 129H147V131H146ZM152 131H151V130ZM197 129V130H196ZM236 129V130H235ZM98 130V131H97ZM138 130V131H137ZM195 130V131H194ZM248 130V129H247ZM249 130H250V128H249ZM143 131V132H142ZM150 131V132H149ZM189 131H190V133H189ZM134 134H133V133ZM218 132V133H217ZM224 132V133H223ZM230 132V133H229ZM149 133V134H148ZM196 133V134H195ZM216 133V134H215ZM246 133H247V131H246ZM192 134V135H191ZM243 134V135H242ZM146 135H147V137H146ZM191 136V137H189V136ZM223 135H225V138H224V136ZM227 135V136H226ZM233 135V137H231ZM156 136H158V137H156ZM185 136V137H184ZM149 137V138H148ZM159 137H162V138H159ZM201 137H203V139L201 138ZM232 138V139H231ZM248 138H249V136H248ZM158 139V140H157ZM160 139H161V143H159L160 142ZM234 139V140H233ZM246 139H247V141H246ZM250 139V138H249ZM149 140V141H148ZM184 140V141H183ZM225 140L227 141V143L225 142ZM204 141V142H203ZM232 141H234V145L232 144L233 142ZM247 142L246 143V145L245 146H243L245 143L244 142ZM249 141H251V140H249ZM184 142V143H183ZM252 142V141H251ZM183 143V144H182ZM188 144V145H185V144ZM200 144H202V145H200ZM229 144V145H228ZM232 145V149L231 150H233V148L235 149V150H233V151H231V150H229L230 149V147H231V145ZM249 146H251V151H247V153H248V156H246L245 155V153H246V151L244 150V151H242L241 152V150L240 151H238L239 149H238V147L240 146V149H241V147H243L244 149H245V147L247 146V147H249ZM191 145H193V146H191ZM182 146L185 148V149H183L182 148ZM195 146H196V148H195ZM233 146H235V147H233ZM187 147V148H186ZM189 147V148H188ZM254 149H257V150H255V152H254V150H252L253 148ZM229 148V149H228ZM242 148V149H243ZM156 149H160V151L162 150V149H164L163 151H161V153H156V151H154V150H156ZM191 149V150H190ZM229 150V152H228V150ZM238 149V150H237ZM195 150V151H194ZM227 150V151H226ZM247 150V149H246ZM248 150H249V148H248ZM186 151H189V152H186ZM194 151V152H193ZM235 151V153H233ZM260 151V150H259ZM156 154H155V153ZM175 152H176V155H175ZM181 152V153H180ZM194 154H193V153ZM261 152V151H260ZM163 153V154H162ZM180 153V154H179ZM222 153H223V155H222ZM224 153H225V155H224ZM229 154V155H231L230 156V161H229V159L227 160V158H228V156L226 155V154ZM253 155H252V154ZM158 154V155H157ZM160 154V155H159ZM174 154V155H173ZM178 154H179V156H178ZM182 154V155H181ZM191 154H193V155H191ZM256 154H257V156H256ZM157 155V156H156ZM163 155H164V157H163ZM165 155L167 156V157H165ZM220 155V156H219ZM221 155H222V157H221ZM251 155V156H250ZM255 155V156H254ZM159 156H161L160 158H159ZM170 156V157H169ZM184 157V159L182 158V157ZM185 156H187V158L188 159H186V157ZM190 156V157H189ZM226 156H227V158H226ZM244 156H246V157H244ZM152 157H155L154 159H152ZM249 157H250V159H249ZM141 158H143V160H144V162H142V163H140V159ZM165 158V159H164ZM222 158V159H221ZM225 158V159H224ZM186 159V160H185ZM191 159V160H190ZM194 161H193V160ZM159 160V161H158ZM164 160V161H163ZM167 160V161H166ZM252 160V161H251ZM257 160H258V158H257ZM98 161V163L97 164H95V162H97ZM166 161V162H165ZM189 161V162H188ZM190 161H192V162H190ZM218 161H220V162H218ZM225 161L227 162L226 164L228 165L229 164V162H231L230 163V165H229V167L231 166V168L229 169V167L227 166V167H224V166H226L225 165ZM217 164H220V166H222V168L220 169V170H222L223 169V167H224V169L221 171V173L223 174L224 172L223 171H225V175L223 176V175H221V173H219L220 171H219V169H218V167H220L219 165H217ZM92 163V164H93ZM102 163V164H101ZM192 163H194V164H192ZM83 164H85V162L83 163ZM104 164V165H103ZM145 164V165H144ZM146 164H147V166H146ZM160 164V165H159ZM197 164V165H196ZM214 164V166H212ZM216 164V165H215ZM249 164V165H248ZM93 165V166H94ZM144 165V166H143ZM149 165V166H148ZM158 165H159V167H158ZM192 165H193V167H192ZM195 165L196 166H198V168H196L195 167ZM247 165V166H246ZM253 165H256V166H253ZM122 166V167H121ZM216 166V167H215ZM245 166V167H244ZM252 168H251V167ZM142 167H144V169L142 168ZM150 169H149V168ZM162 167V168H161ZM191 167H192V169H191ZM212 167H215L216 169V171L215 170H213L214 168H212ZM116 168V169H115ZM165 169V172H164V170H163V172H162V169ZM195 168V169H194ZM211 168H212V170H211ZM143 169V170H142ZM160 169H161V173H163V174H160ZM169 171H167V170ZM173 171H171V170ZM176 169V170H175ZM189 169V170H188ZM229 170V172H228V170ZM81 170H82V168H81ZM150 170H151V172H150ZM153 170V171H152ZM158 173V174H156V172ZM190 170L191 171H193V173H197V174H193V176L191 175V172H190ZM219 172H218V171ZM227 170V171H226ZM249 170V171H248ZM83 172H85L84 170H82ZM110 171V172H111ZM159 171V172H158ZM170 171H171V174H169L170 173ZM176 171V172H175ZM186 171V172H185ZM213 171V172H212ZM215 171V172H214ZM235 171H236V173H235ZM237 171H239V172H237ZM82 172V173H83ZM199 172V173H198ZM217 172L221 175H219L218 176V174H217ZM249 173V175H248V173ZM154 173V174H153ZM173 173V174H172ZM181 173V174H180ZM183 173V174H182ZM186 173V174H185ZM215 173L217 174V175H215ZM257 173V174H256ZM185 174V175H184ZM188 174H190V175H188ZM165 175V176H164ZM171 175H173V176H171ZM174 175H176V178H175V176ZM184 175V176H183ZM197 175V176H196ZM235 175V176H236ZM246 175V176H245ZM250 176V178L248 177V176ZM162 176V177H161ZM169 176H170V178L171 179H168L169 178ZM190 176V177H189ZM191 176L193 177V178H191ZM195 176H196V178H195ZM198 176H199V178H198ZM216 176H217V178H216ZM229 176H230V174H229ZM232 177H233V175H231ZM243 176V177H242ZM83 177H85V176H83ZM115 177H117V176H114V178ZM121 177V179L123 180V181H126V182H128L130 185L132 184V185H134V188H135V190L136 189H138V187L140 188V183H139V181L137 182H135V181H133L132 179H130V177L128 178L127 176H120ZM179 177V178H178ZM212 177V178H211ZM218 177H220V178H218ZM237 177H239V175H237ZM236 177V178H237ZM188 178H190V179H188ZM195 178V179H194ZM216 179V180H213V179ZM251 178H253L252 180H251ZM254 178H255V180L256 181H254ZM117 179V178H116ZM116 179H114L115 181H116ZM175 179H176V181H175ZM180 179V180H179ZM198 179H200V180H198ZM212 179V180H211ZM132 180V181H131ZM173 180V181H172ZM187 180V181H186ZM191 180H195V181H193V183H194V185H195V182H196V185L197 186H195L196 187V189H197V187H198V185L201 183L202 185V187L201 186H199V188H200V191L202 192V190L204 191L205 190V192H203L202 194V196L200 195V197H198L199 198V200H198V198H194V197H191V193L190 192H194V189H195V187L193 188V190H191V187H193V185H191V187L189 186L191 183H190V181ZM232 180V179H231ZM170 181H171V183H170ZM175 181V182H174ZM181 181V182H180ZM213 181H215L214 183H213V189H212V186H211V184H212V182ZM233 181V180H232ZM172 182H174V183H172ZM186 182V183H185ZM199 182V183H198ZM211 182V183H210ZM235 182V181H234ZM242 182H244L243 183V185H241L242 184ZM252 182V183H251ZM256 182V183H255ZM258 182V183H257ZM82 183H84V187H87V185H85V183H86V181L84 182V180H83V182ZM148 183V182H147ZM165 183H166V185H165ZM178 183H180L179 185H178ZM184 183H185V185H184ZM192 183V184H193ZM198 183V184H197ZM237 183H240V185L239 184H237ZM250 183V184H249ZM223 184H225V185H223ZM250 185V187H249V185ZM136 185V186H135ZM140 185V186H139ZM144 185V184H143ZM177 185V186H176ZM181 185H182V188H180L181 187ZM161 186V185H160ZM186 186V187H185ZM187 186H189V187H187ZM233 186V187H232ZM133 187V186H132ZM137 187V188H136ZM143 187H145L147 190H148V187L150 188H152V183L150 182V184L149 185H147L146 186V184H145V186H143ZM176 187V188H175ZM185 187V188H184ZM226 187H228V188H226ZM240 187H241V189H240ZM261 187V188H260ZM174 188L176 189V190H174ZM180 188V189H179ZM187 188V189H186ZM189 188V189H188ZM198 188V189H199ZM237 188H239V189H237ZM244 188L242 189V191L244 190ZM179 189V190H178ZM222 189H223V191H222ZM228 191H227V190ZM230 189V190H229ZM151 190V189H150ZM183 190H184V192H183ZM219 190V189H218ZM218 190H217V192H218ZM199 191V192H200ZM229 191H231V192H233L234 194H236L235 195V197L236 196H240V197H242V201L239 199V198H233L234 196V194L232 195V193L230 194V192ZM261 192V194H260V192ZM87 192V191H86ZM165 192V191H164ZM165 192V193H166ZM197 192V191H196ZM244 192V193H245ZM149 192L147 191L145 194V197H148L149 196V194H148ZM223 193V194H222ZM224 193H226V194H224ZM260 194V195H258V194ZM201 194V193H200ZM210 194V195H209ZM238 194V195H237ZM242 194H243V192H242ZM166 195V194H165ZM180 195V196H179ZM219 195V194H218ZM229 195V196H228ZM167 197H168V195H166ZM170 196V195H169ZM175 196V197H174ZM205 196V197H204ZM206 196H207V198H206ZM219 196V197H220ZM228 196V197H227ZM253 196H255V197H253ZM221 197L219 198L220 199V201H221ZM226 197H227V199L229 200V201H227V199H226ZM161 198H163V199H161ZM207 200H206V199ZM225 198V199H224ZM249 198L250 199H252V200H249ZM262 198V199H261ZM191 199V202H189V200ZM237 200L236 201V203L238 202V205L241 207V208H236L235 207V205H236V203L234 204V206H233V203H234V201L235 200ZM198 200V201H197ZM206 200V201H205ZM223 200H225V201H223ZM250 202H249V201ZM182 203H181V202ZM196 201V202H195ZM203 201V202H202ZM204 201H205V203H204ZM251 201L253 202V204H251ZM259 203H258V202ZM165 202V203H164ZM178 202V203H177ZM189 202V203H188ZM223 202H224V204H223ZM241 202V203H240ZM249 204V206L250 207H253V206H255L254 207V209H256V208H258V209H256V211H254L252 214L254 215H252L253 217L251 218V217H249L248 218V216L247 215H251V214H249V212H247V214L245 213V211H247V207H245V206H247L246 204L247 203ZM160 203H163V204H160ZM181 203V204H180ZM184 203V205H182ZM200 203H202V204H200ZM204 203V204H203ZM231 203V204H230ZM178 204V205H177ZM185 204H186V207L187 208H189V211H188V209L186 210V208L185 207H183V206H185ZM187 204H190L189 206L187 205ZM192 204V205H191ZM245 204V206H243V205ZM263 204V205H262ZM160 205H162V207L160 206ZM182 205V206H181ZM149 206H151V207H149ZM193 206V207H192ZM237 206V205H236ZM161 207V208H160ZM198 207V208H197ZM152 208V209H151ZM169 208H170V210H169ZM172 208H173V210H172ZM236 208V209H235ZM149 209H150V211L151 212H149ZM190 209H192V210H190ZM198 209H199V211H198ZM227 209H229L228 211H227ZM235 209V210H234ZM250 209V208H249ZM248 209V210H249ZM260 209V210H259ZM169 210V211H168ZM172 210V211H171ZM251 210L253 211V209L251 208ZM251 210H250V213H251ZM186 211V212H185ZM202 211V212H201ZM155 214H157V216L158 215H160V217L158 218L157 216H154V213ZM163 212H165L166 214L164 215V213ZM196 212V213H195ZM198 212H199V215L200 216H198V215H196V214H198ZM205 212V213H204ZM232 212V213H233ZM150 213H152L153 215H151ZM163 213V215L161 216V214ZM188 213V215L187 216H185L186 214ZM204 213V214H203ZM224 213V212H223ZM230 213V212H229ZM231 213V214H232ZM173 214V215H172ZM180 217H179V216ZM166 216V217H165ZM184 216V217H183ZM247 216V217H246ZM155 217V218H154ZM162 217V218H161ZM191 217V218H190ZM194 217V218H193ZM199 217V218H198ZM165 218V219H164ZM183 218H185V219H183ZM234 218V219H233ZM244 218H248L249 219V221H244ZM251 218V219H250ZM154 219V220H153ZM161 219V220H160ZM195 219H197L198 221H196ZM194 220V221H193ZM240 220V221H239ZM149 221V222H148ZM170 223H169V222ZM175 221V222H174ZM235 221H234V223H235ZM262 222V224H261V222ZM168 222V223H167ZM242 222V223H241ZM257 222H258V224H257ZM174 224V226H178V224H179V226L178 227H182V228H180L181 229V231H183L184 230V232H181L180 231V234H179V237H177V243L176 242H174V244L173 243H171V238L172 237H170V236H173V231L170 229V228H172V226H173V224ZM246 223H248V224H246ZM190 224V225H189ZM171 225V226H170ZM181 225V226H180ZM239 226L238 224H233L232 225V227L234 226V228H235V226ZM196 226V227H195ZM251 226H252V222H251ZM144 227L142 228V229H144ZM148 227V228H147ZM231 227V228H232ZM262 227H264V226H262ZM230 228V229H231ZM233 228V229H234ZM236 228H238V227H236ZM194 229V230H193ZM145 230V229H144ZM171 231V233H170V231ZM191 231V232H190ZM238 232H239V235H240V232H241V230L240 231H236V233L238 234ZM170 233V234H169ZM196 234V233H195ZM242 235H244V234H242ZM245 236V235H244ZM243 236V237H244ZM193 237V238H192ZM239 237H241V236H239ZM237 238L238 239V241H239V239H241V238ZM174 238V237H173ZM185 238V239H184ZM191 240H190V239ZM150 239V240H149ZM188 239H189V241H188ZM243 239V238H242ZM147 241V242H148ZM153 241V242H152ZM175 241V240H174ZM186 241V242H185ZM240 241H242V240H240ZM239 241V242H240ZM181 242V243H180ZM239 242H237V244L239 243ZM240 244L242 245V243L240 242ZM239 244V246H240V248H241V245ZM179 245V246H178ZM163 246V247H162ZM239 246H237L238 248H239ZM243 246V245H242ZM186 247V248H185ZM188 247V248H187ZM175 248V249H174ZM238 249V250H236V251H239L240 252V254L239 253H237L236 252V254H233V252H228V254L229 253H232L233 254V256L235 255V256H237V255H239V256H244V254L246 253V251L248 252V249L245 251H243V249L244 248H241V249ZM156 249H158V250H156ZM263 249V248H262ZM180 250V251H179ZM244 253V254H242L241 253V251ZM232 251V250H231ZM263 251V250H262ZM179 253V254H178ZM235 253V252H234ZM248 253H250V252H248ZM153 254V255H154ZM228 254H226L225 256L226 257H228ZM232 254H230L231 256H232ZM229 255V256H230ZM250 254H247L246 253V255L242 258H240L239 256V258H238V261H237V258L236 259H232L235 263H233L232 262V260L230 261V257H228V259H229V261H230V264L232 263V264H236L237 262H239V263H237V264H246V262L248 263V260H249V262H250V256H249ZM163 256V257H162ZM179 256V257H178ZM224 256V257H225ZM232 256V258H234ZM246 256H247V258H246ZM156 257H157V259H156ZM225 257V258H226ZM191 258V259H190ZM225 258H224V260L223 261H226L225 263L222 261V263L223 264H228L229 262L227 261V260H225ZM159 259H161V260H159ZM159 260V261H158ZM166 262H165V261ZM236 260V261H235ZM252 260H253V258H252ZM154 261V262H155ZM163 261V262H162ZM254 262H256V260H253ZM160 262V263H159ZM254 262H252V263H254ZM156 263V264H157ZM221 264V263H220ZM249 264V263H248ZM251 264V263H250Z\"/></svg>",
	"mask_w": 264,
	"mask_h": 264
}]
</instances>
